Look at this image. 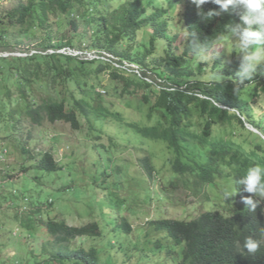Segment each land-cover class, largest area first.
<instances>
[{"label": "rangeland", "instance_id": "1", "mask_svg": "<svg viewBox=\"0 0 264 264\" xmlns=\"http://www.w3.org/2000/svg\"><path fill=\"white\" fill-rule=\"evenodd\" d=\"M188 1L142 0L146 15L165 9L169 27L167 37L157 40L155 54L145 60L149 69L160 70L169 41L176 34L177 53L183 52ZM26 2L0 0V14ZM89 21L76 18L78 30H74L70 19L59 15L45 29L33 27L23 32L16 27L0 32V57H4L0 58V263L60 264L52 260L54 252L60 249L46 229L47 222L55 220L76 227L98 223L100 237H78L71 241L70 249H96L103 264H181L185 245H176L166 230H157L149 222L191 221L210 211L230 216L234 209L243 208L236 195L230 199L231 206L222 196L225 189L236 192L234 178L221 175L202 188H197L192 179L186 183L181 180L177 188L169 186L175 176L170 171L172 150L164 140L147 137L135 128H149L161 117L148 116L155 96L138 86L141 82L134 76L131 79L137 84L127 88L122 80L113 79L109 71L87 77L77 70L80 82L76 83L68 81L64 74L54 76L44 62H32L31 84L22 80L29 62L24 58L46 53L41 47L48 42L47 32L54 44L70 41L75 49L91 50L88 47L97 24ZM241 23L232 20L229 25ZM153 36V26L141 30L132 44V54L142 57L153 51ZM220 43L224 48L218 49L219 57L214 62L200 63L196 58L189 61L185 69L193 79L212 82L217 80L215 74L226 78L223 73L231 70L234 52L230 41ZM119 48L124 50L125 46ZM56 65L60 71L67 67L66 62ZM76 66L74 62L69 65ZM160 73L168 82L182 79ZM150 77L154 80L153 75ZM84 82L93 87L79 89ZM236 82L239 83L238 77ZM22 88L28 99L21 96ZM147 94L152 101L149 105L143 100ZM72 95L87 103L86 114L78 113L79 129L64 121L45 120L37 124L27 116L29 104L38 106L48 99L70 101ZM241 97L250 103L243 114L260 134L250 130L249 121H244L245 128L237 125L234 132L227 125L223 127L222 136L237 142L248 153L257 152L262 159L264 151L257 150L256 144L264 148V82L247 85ZM46 152L58 163L57 171L39 169V160ZM145 157H150L153 177L142 167ZM252 157L257 159L256 155ZM124 221L131 226L129 233Z\"/></svg>", "mask_w": 264, "mask_h": 264}, {"label": "trees", "instance_id": "2", "mask_svg": "<svg viewBox=\"0 0 264 264\" xmlns=\"http://www.w3.org/2000/svg\"><path fill=\"white\" fill-rule=\"evenodd\" d=\"M200 11L192 0L188 1L184 13L187 30L184 50L181 54L177 53L179 48L175 44L179 37L176 34L169 41L166 57L161 60L160 70L155 69V72L149 69L145 60L155 54L157 40L167 37L169 27L165 19L166 10L155 9L153 13L146 15L142 0H27L25 4L0 14V32L6 33L16 27H21L23 32H29L33 27L45 29L50 25L52 18H58L59 15H66L74 30H78L76 23L78 17L89 19L90 24L96 23L97 30L88 48L110 54L119 61L139 65L145 75L154 76L153 84L136 78L141 82L138 86L148 89L149 95L155 96L154 102L148 94L143 98L147 105L152 102L148 116L158 114L161 121L149 128L138 126L135 128L147 137L164 140L172 150L173 156L169 160L170 171L175 176L169 186L177 188L181 180L186 183L192 179L197 188H202L213 183L218 176L233 177L237 191L236 200L243 205V208L232 209L230 216H225L219 211H210L191 221L162 219L149 223L157 230H166L176 245H185L181 264H264V243L254 254L243 251L246 238L264 240L260 231L264 228V203L260 204L255 213L248 212L243 199L252 194L244 192L243 187L236 183L250 166L255 164L264 166V157L259 159L257 152L248 153L239 147L237 142L224 138L221 132L226 125L232 128L233 132L237 125L245 128L244 121L249 120L243 112L248 111L250 103L241 97L242 92L247 85H261L264 82V73H258L252 81H245V84L240 85V92L235 95L233 89L238 84L236 73L239 70L240 58L234 52L231 70L223 73L226 77L224 82L193 79L191 73L185 69L189 61L194 60L189 48L191 34L195 33L198 42L206 44L218 33L223 32L230 21H241L239 8H230L220 16H214L207 21L199 15ZM202 11L205 14L209 11H219V6L208 3L203 6ZM149 26L154 27V36L150 41L153 51L146 52L142 57L133 55L132 44L136 43L138 33ZM47 33L48 42L41 49L76 48L70 41L54 44L52 35ZM123 45L125 49L120 50L119 47ZM21 58L23 57L18 59ZM24 59L29 62L25 64L22 80L29 85L31 84L29 78L33 74L29 65L32 62H44L49 66H47L49 70L54 72V76L64 74L67 75L68 81L76 83L80 82L79 74L76 72L79 70L80 74L87 77L109 71L113 79L122 80L127 88H133L137 84L131 79L132 76L124 75L109 64L98 61L81 60L56 53L35 54ZM61 59H64V62ZM65 62L66 69L60 71L56 64L62 65ZM73 62L77 66L70 68L69 65ZM37 68L39 71V64ZM160 72L167 74L168 78L180 77L182 78L180 80L184 81L168 82ZM83 85L84 87H78L83 91L93 87L87 82ZM21 96L29 98L24 88L21 90ZM70 99V101L48 99L38 106L29 104L27 116L37 124L45 120L51 123L64 121L72 128L79 129L78 113L86 114L87 103L84 98L77 99L74 95ZM250 125L259 130L254 124ZM256 148L264 151L263 146L259 144H256ZM24 152L29 153L28 149H24ZM253 155H256L257 159H254ZM38 167L47 172H55L60 168L49 152L42 155ZM142 167L150 177H153L154 168L150 157L142 159ZM227 202L228 206L232 205L231 200ZM123 226L126 232L131 231V226L127 222L124 221ZM46 229L60 249L54 252L52 260L60 264H103L96 249L87 250L83 247L70 249L71 241L78 237H100L98 223L92 222L76 227L68 225L65 221L50 220L46 224ZM63 246L68 247V250H63Z\"/></svg>", "mask_w": 264, "mask_h": 264}, {"label": "clouds", "instance_id": "3", "mask_svg": "<svg viewBox=\"0 0 264 264\" xmlns=\"http://www.w3.org/2000/svg\"><path fill=\"white\" fill-rule=\"evenodd\" d=\"M197 9H201L199 15L207 21L214 16H220L230 8H239L241 24L235 26H226L225 30L218 33L206 44H201L192 33V41L189 45L190 54L200 63L214 62L219 57L218 49L224 48L221 41L228 40L232 46V52L238 54L240 58L239 70L236 76L239 83L233 89L237 95L245 81H252L258 73H264V0H192ZM208 3H214L219 6V11H209L204 13L202 8ZM215 78L224 82L222 76L216 75ZM254 128V127H253ZM257 130V129H256ZM237 184L243 187V191L252 196L245 197L243 203L247 206V211L255 213L260 204L264 203V166L255 164L250 166L245 174L240 177ZM237 194L231 190L225 189L222 196L229 201ZM258 198V199H257ZM261 235L264 236V228H261ZM262 239L248 237L244 240L243 251L247 253H256ZM239 247V241H237Z\"/></svg>", "mask_w": 264, "mask_h": 264}, {"label": "built area", "instance_id": "4", "mask_svg": "<svg viewBox=\"0 0 264 264\" xmlns=\"http://www.w3.org/2000/svg\"><path fill=\"white\" fill-rule=\"evenodd\" d=\"M55 53L60 55L76 57L81 60L83 59L87 61H98L104 64H109L113 69H116L117 71L121 72L124 75L134 76L151 84L154 83V80L150 76L145 75L139 65L127 61H119L110 54H106L103 52L101 53L96 50H88L86 48L72 49L69 47L63 49H57V50L48 49L46 50L45 54H55Z\"/></svg>", "mask_w": 264, "mask_h": 264}, {"label": "water", "instance_id": "5", "mask_svg": "<svg viewBox=\"0 0 264 264\" xmlns=\"http://www.w3.org/2000/svg\"><path fill=\"white\" fill-rule=\"evenodd\" d=\"M247 127H248L250 130H252V131H254V132H256V133L260 134V133L258 132V130H256V129H255V128H253L252 126L250 127V126H248V125H247Z\"/></svg>", "mask_w": 264, "mask_h": 264}]
</instances>
